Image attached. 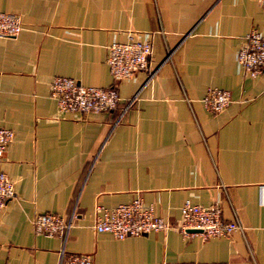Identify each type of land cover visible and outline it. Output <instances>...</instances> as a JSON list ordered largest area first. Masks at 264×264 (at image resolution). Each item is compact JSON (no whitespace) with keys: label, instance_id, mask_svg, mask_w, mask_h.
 Returning <instances> with one entry per match:
<instances>
[{"label":"crops","instance_id":"1","mask_svg":"<svg viewBox=\"0 0 264 264\" xmlns=\"http://www.w3.org/2000/svg\"><path fill=\"white\" fill-rule=\"evenodd\" d=\"M0 10L22 22L0 36V126L13 130L0 168L14 190L0 210V262L58 264L63 248L92 264H264V70L252 76L236 56L246 32L264 28L259 0H0ZM132 30L151 40L149 68L115 79L107 45ZM55 74L115 86L119 101L59 110ZM208 86L230 91L222 110L203 105ZM136 196L171 226L123 238L94 228L96 204ZM185 198L217 203L241 228L182 233ZM42 211L74 212L65 238L34 231Z\"/></svg>","mask_w":264,"mask_h":264},{"label":"built area","instance_id":"2","mask_svg":"<svg viewBox=\"0 0 264 264\" xmlns=\"http://www.w3.org/2000/svg\"><path fill=\"white\" fill-rule=\"evenodd\" d=\"M264 7V0H259ZM22 28L19 14L0 10V36H15ZM106 62L110 74L115 79L130 77L138 70L149 68L152 53L150 39L142 38L138 32H128L125 40H112L107 45ZM237 60L243 69L255 76L264 70V28L251 27L245 34V41L237 50ZM49 94L56 101L59 110L96 112L114 108L119 101V93L115 86H98L85 84L78 79L55 74L49 82ZM231 100L230 91L219 86H208L201 96L203 105L210 111L222 110ZM135 96H131L124 104L123 110L132 105ZM13 130L0 126V161L7 144L12 139ZM14 194L13 182L7 172L0 168V210L9 197ZM97 214L93 223L96 230L107 231L116 238L132 234H142L151 230L166 229L171 223L160 216L150 202L140 196L128 201L111 205L96 204ZM181 221L176 227L184 234L198 232L203 237L229 235L241 224L235 220H224L217 203L200 204L185 198L180 205ZM58 212H37L31 218L33 229L37 233L59 235L65 238L72 224V216ZM0 264H7L0 262ZM58 264H92L90 253L81 251H65L61 249ZM158 264H228L225 260H166Z\"/></svg>","mask_w":264,"mask_h":264}]
</instances>
